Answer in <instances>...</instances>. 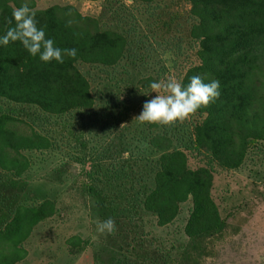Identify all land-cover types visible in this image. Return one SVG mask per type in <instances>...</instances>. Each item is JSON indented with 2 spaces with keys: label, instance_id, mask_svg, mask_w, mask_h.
<instances>
[{
  "label": "trees",
  "instance_id": "trees-1",
  "mask_svg": "<svg viewBox=\"0 0 264 264\" xmlns=\"http://www.w3.org/2000/svg\"><path fill=\"white\" fill-rule=\"evenodd\" d=\"M104 1L98 17L68 3L0 0V37L27 4L54 46L77 51L44 63L18 41L0 45V264L20 260L34 225L57 212L54 192L30 186L24 151L59 150L58 183L69 164L80 166L78 192L96 221L116 225L104 264H205L238 229L211 187L215 169L240 168L264 144V0H184L183 11L170 0ZM78 62L97 69L98 84L127 89L133 102L121 124ZM195 75L219 81L211 105L169 127L136 120L150 83L172 76L187 85ZM188 156L200 163L190 166ZM185 202L181 237L147 242L149 218L169 225Z\"/></svg>",
  "mask_w": 264,
  "mask_h": 264
},
{
  "label": "rangeland",
  "instance_id": "rangeland-1",
  "mask_svg": "<svg viewBox=\"0 0 264 264\" xmlns=\"http://www.w3.org/2000/svg\"><path fill=\"white\" fill-rule=\"evenodd\" d=\"M103 2L107 5L104 0H35L37 6L68 3L82 14H98V17L104 8L101 7ZM123 2L128 3L125 0ZM171 6L177 11L188 8L184 0H170ZM100 19L106 20L107 17L102 15ZM76 65L88 77L95 94L100 88L99 93L104 92L101 96H109L108 103L113 102L111 106L115 121L121 124L133 102L127 89L122 85L106 87L101 82L98 84L96 68L80 62ZM154 95L155 93L151 97ZM251 150L250 158L240 168H217L213 173L211 195L221 216L237 225L238 229L235 233L229 232L223 241L215 244V254L207 258L205 264H264V144ZM57 151L59 150L24 151L29 160L25 173L30 186L39 185L45 194L54 192L57 212L34 225L30 235L22 243L24 256L14 264H104L102 262L109 250L114 248L112 240L106 234L97 233L91 199L77 190L76 176L80 166L69 164L62 173L60 183L52 179V168L58 166L62 159V154ZM199 163L196 158L188 156L190 166L194 167ZM187 210L188 202H185L181 205L176 220L162 227L155 226L149 218L150 223L144 228L148 230L147 242L167 245L180 238ZM75 236L78 244H72L76 240Z\"/></svg>",
  "mask_w": 264,
  "mask_h": 264
},
{
  "label": "clouds",
  "instance_id": "clouds-1",
  "mask_svg": "<svg viewBox=\"0 0 264 264\" xmlns=\"http://www.w3.org/2000/svg\"><path fill=\"white\" fill-rule=\"evenodd\" d=\"M7 23L13 26L9 27L6 34L0 37V45L6 46L9 42L18 41L31 56L39 55L40 61L44 63L53 60L63 63L64 55L70 58H75L77 55L75 48L62 50L54 46L52 39L46 38L44 28L37 26L35 12L27 4L15 8L12 12V19ZM149 87L151 93L155 95L144 102L142 111L136 120L142 124L164 127L183 123L199 109L211 105L220 95L219 81L213 79L205 82L200 75L191 77L187 85L169 76L150 83ZM96 231L99 234H114L115 221L112 218L97 221Z\"/></svg>",
  "mask_w": 264,
  "mask_h": 264
}]
</instances>
